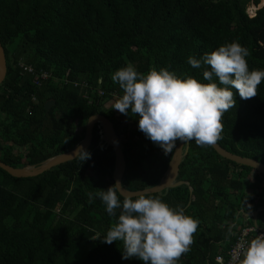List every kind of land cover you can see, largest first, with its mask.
Returning <instances> with one entry per match:
<instances>
[{
    "label": "trees",
    "instance_id": "trees-1",
    "mask_svg": "<svg viewBox=\"0 0 264 264\" xmlns=\"http://www.w3.org/2000/svg\"><path fill=\"white\" fill-rule=\"evenodd\" d=\"M248 2L0 0L6 62L0 84V161L14 168L37 167L72 150L83 138L87 120L103 115L118 138L132 133L141 142L134 152L122 149L123 187L140 191L155 186L174 149L166 155L146 138L138 128L139 117L130 110L124 115L106 106L124 94L112 74L130 64L142 74L167 69L180 79L209 83L203 79L204 66L193 68L188 58L200 59L232 42L248 50L249 71L264 70V6L251 17L246 14ZM18 62L50 71L58 81L38 87ZM211 82L222 87L217 78ZM97 90L104 95L98 97ZM232 91L236 106L223 114L216 143L264 164V80L251 99ZM46 102H53L48 112ZM96 143L93 130L90 159L82 163L75 158L36 177L14 178L0 169V264H144L137 258L122 259V241L102 240L120 210L109 216L95 195L114 184L113 152L109 148L100 153ZM252 174L256 189L254 183L264 176L252 168L220 157L210 145L194 140L184 144L176 181L188 185L145 195L198 221L189 250L176 264H214L215 246L233 241L230 228L239 211L258 207L254 202L259 195L246 193L252 189ZM87 245L91 248L82 254Z\"/></svg>",
    "mask_w": 264,
    "mask_h": 264
},
{
    "label": "clouds",
    "instance_id": "clouds-1",
    "mask_svg": "<svg viewBox=\"0 0 264 264\" xmlns=\"http://www.w3.org/2000/svg\"><path fill=\"white\" fill-rule=\"evenodd\" d=\"M248 55L245 47L232 42L200 59L190 56L188 64L197 69L203 65V79L209 83L191 77L180 79L167 69H151L142 74L129 64L111 76L124 93L113 109L124 115L130 110L138 116L139 130L166 155L173 151L177 141L184 144L194 140L201 146L215 144L221 139L223 114L236 106L232 89L238 90L241 99L248 100L257 95V86L264 80V70L249 71ZM214 78L222 87L211 82ZM74 155L82 163L91 158L82 146L77 147ZM121 189L123 185L118 181L106 191L95 193L109 216H116L120 210L117 223L107 231L103 242L122 241V259L176 264L189 250L198 221L159 198L140 195L133 200L125 196L121 202L117 196L118 192L124 195ZM240 264H264V238L250 242Z\"/></svg>",
    "mask_w": 264,
    "mask_h": 264
},
{
    "label": "water",
    "instance_id": "water-1",
    "mask_svg": "<svg viewBox=\"0 0 264 264\" xmlns=\"http://www.w3.org/2000/svg\"><path fill=\"white\" fill-rule=\"evenodd\" d=\"M5 75H6L5 55H4L3 48L0 44V84L3 82ZM52 105H53V102H46L44 104L45 112H48L50 108L52 107ZM96 124H100L102 132H103V142L107 145L108 148H111L113 155H114V171H113L114 184L118 181L121 183L122 177L124 175L125 168H126L124 154L118 143L117 136L113 129L112 123L107 117L103 115H93L87 120L84 126L83 138L76 144V146L72 150L66 153L51 157L45 160L41 165L37 167L27 166V167H21V168H14L0 161V169L5 171L8 175L14 178H32L62 163L72 161L75 159L74 153L77 150L78 146H82L85 150L89 148L91 139H92L93 128L95 127ZM184 144L179 141L176 147L174 148V151L168 163L166 172L164 176L160 179L158 184H156L153 187L146 188L140 191H128L123 187L124 189H121V190L124 192V195H121L119 192L118 194L123 198H125V196L136 198V197H139L140 195L158 194L162 192L163 190L174 188L182 184L188 185V183L186 182L176 181L178 170H179V165L183 157ZM210 146L215 151V153L219 155L220 157L228 161H231L235 164L252 168L254 171L264 176V164L263 163L257 160L251 159V158L242 157L239 155H235L231 152H228L225 149H223L221 146H219L217 143L212 144ZM190 192H191V189H190Z\"/></svg>",
    "mask_w": 264,
    "mask_h": 264
},
{
    "label": "built area",
    "instance_id": "built-area-1",
    "mask_svg": "<svg viewBox=\"0 0 264 264\" xmlns=\"http://www.w3.org/2000/svg\"><path fill=\"white\" fill-rule=\"evenodd\" d=\"M263 6H264V0H258V2H255V0H249V2L246 5V14L251 17H255L256 12L259 9H261ZM17 66L19 67V69L23 74L31 76L33 79L32 80L33 84L38 87L49 80H53L54 82L58 81V79H56V77H54L52 72L50 71H46V70L35 71L32 66L26 65L23 62H18ZM63 81L65 83L67 82L66 79H64ZM96 93L98 97H102L104 95V92L102 90H97ZM32 100L33 102L36 103L35 98H33ZM93 130H95V137L97 139L96 149L100 153L107 152L109 148L103 142V132L100 124H96ZM117 140L121 149H124L125 151L129 152L131 149H133V145H129V143L134 144L135 142H137L136 145L137 148L135 150H131L130 152H134L137 149L141 148V142L132 133H130L129 135H121L119 138L117 137ZM257 237L264 238V231L257 230L256 228H243L239 230L235 234L234 239L231 245L229 246V248L224 253H219L214 256V263L237 264L239 260L243 257L244 252L247 250L248 246L250 245V242Z\"/></svg>",
    "mask_w": 264,
    "mask_h": 264
},
{
    "label": "crops",
    "instance_id": "crops-1",
    "mask_svg": "<svg viewBox=\"0 0 264 264\" xmlns=\"http://www.w3.org/2000/svg\"><path fill=\"white\" fill-rule=\"evenodd\" d=\"M252 182L250 183L252 186V189H249L248 187V192L247 194H257L259 195V199H257L254 203L257 204V209L252 211V212H242L239 211L238 215L235 218V221L233 224L228 222L227 224H231V235L234 239L235 234L243 229V228H256L257 230L264 231V195H262L261 191L264 190V180L262 178H258V180L254 183L258 184L259 186L256 185V189H253V174L249 178ZM226 221L224 220L222 225H224ZM257 226V227H256ZM252 237V234H251ZM232 241H225L222 243H219L215 246V255L219 253H224L229 246L231 245ZM243 259V257L239 260L237 264H240V261ZM214 262V259H213ZM206 264H209V262H206ZM215 264V263H214Z\"/></svg>",
    "mask_w": 264,
    "mask_h": 264
},
{
    "label": "rangeland",
    "instance_id": "rangeland-1",
    "mask_svg": "<svg viewBox=\"0 0 264 264\" xmlns=\"http://www.w3.org/2000/svg\"><path fill=\"white\" fill-rule=\"evenodd\" d=\"M106 104V103H105ZM109 106V107H112L113 106V104L112 103H109V102H107V104H106V106ZM129 145H133V149H131V150H135L137 147H136V145H137V142H135L134 144H131V143H129ZM130 150V151H131ZM263 180H264V178H262ZM252 181L251 180H249V183H251ZM250 189V188H249ZM246 192H248V189L246 190ZM91 248V246L90 245H87V246H85V247H83V249H82V254L84 253H86L89 249Z\"/></svg>",
    "mask_w": 264,
    "mask_h": 264
}]
</instances>
